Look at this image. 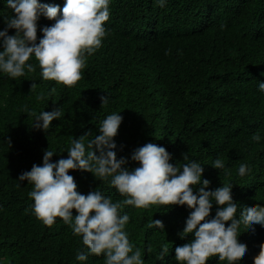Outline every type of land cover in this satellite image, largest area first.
Wrapping results in <instances>:
<instances>
[{"label":"trees","instance_id":"16d2710c","mask_svg":"<svg viewBox=\"0 0 264 264\" xmlns=\"http://www.w3.org/2000/svg\"><path fill=\"white\" fill-rule=\"evenodd\" d=\"M2 4L0 30L4 17L12 15ZM109 8L107 35L74 86L42 79L33 58L28 63L34 72L17 78L0 72V264H105L103 254L76 261L77 250L85 247L81 237L59 217L51 226L38 220L28 196L32 185L17 177L41 165L47 148L54 152L52 162L66 158L73 138L88 132L87 143L113 112L123 117L113 138L117 158L155 143L177 167L188 162L183 154L200 163L201 179L210 182L206 190L232 183L238 212L244 204L264 205V92L258 90L264 81V0H167L164 7L155 0H111ZM52 23L38 19L37 42L40 28ZM102 95L109 99L103 106ZM56 107L61 117L46 131L32 128L30 112ZM257 132L259 142L251 138ZM216 158L224 160L230 175L211 166ZM241 163L250 168L244 176L237 174ZM125 166L139 165L129 159ZM68 174L82 194L97 189L113 202L124 199L110 177L100 180L83 170ZM215 209L213 204L210 217ZM189 211L184 205L121 209L130 217L125 230L144 264H177L173 249L192 239L180 236ZM152 219L163 222L164 232L148 227ZM254 227L238 234L247 251L234 264H252L259 252L264 227ZM162 247L168 254L160 260ZM215 259L209 264H227L217 256L207 261Z\"/></svg>","mask_w":264,"mask_h":264},{"label":"clouds","instance_id":"9594fccd","mask_svg":"<svg viewBox=\"0 0 264 264\" xmlns=\"http://www.w3.org/2000/svg\"><path fill=\"white\" fill-rule=\"evenodd\" d=\"M4 3L2 8L11 9L12 15L4 17L5 26L0 30V72L11 78L24 76L25 70L34 72L35 65L28 63L33 58L42 79L74 86L82 78L86 60L102 46L107 35L105 22L109 20L111 0H4ZM155 3L164 7L167 0ZM40 17L54 23L40 28L42 37L37 42ZM9 29L15 32L9 35ZM35 87L33 82L30 89ZM258 90L264 92V81H259ZM100 101L101 106L108 104V96H100ZM119 113L107 115L100 122L99 134L87 143L88 132L73 138L66 158L52 162L54 152L47 148L41 165L33 164L30 170L18 175L19 182L32 185L28 193L33 201L32 213L47 226L59 217L74 236L81 237L85 247L77 250L76 261H86L90 254H103L105 264H144L140 249H134L125 230L130 217L122 214L121 209L126 205L136 208L184 205L190 211L180 236L191 234L192 239L173 249L177 264L216 262V259L207 261L211 256L234 264L247 251L245 241L237 239L238 234L245 227L253 232L257 224L264 227V205L244 204L238 212V203L231 195L232 183L206 190L210 182L201 179L200 163L183 154V160L188 162L177 167L169 162L172 157L165 147L155 143L136 147L128 158H117L113 138L123 119ZM30 114L34 116L32 128L46 131L52 120L61 117V110L56 107ZM251 138L261 140L258 132ZM129 159L139 166L126 167ZM211 166L231 174L221 158L214 159ZM69 170H83L100 180L110 177V184L124 199L113 202L111 196L97 189L80 193ZM249 171V165L241 163L237 174L244 176ZM213 204L215 214L210 217ZM148 227L164 232L159 219H152ZM167 254L168 249L162 247L157 259L163 260ZM252 264H264V242Z\"/></svg>","mask_w":264,"mask_h":264},{"label":"bare ground","instance_id":"6f19581e","mask_svg":"<svg viewBox=\"0 0 264 264\" xmlns=\"http://www.w3.org/2000/svg\"><path fill=\"white\" fill-rule=\"evenodd\" d=\"M94 78V77H93Z\"/></svg>","mask_w":264,"mask_h":264}]
</instances>
